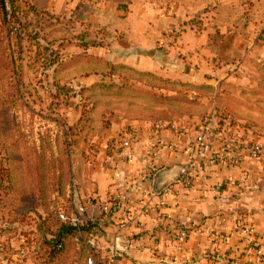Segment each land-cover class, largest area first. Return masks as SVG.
<instances>
[{"label": "rangeland", "instance_id": "obj_1", "mask_svg": "<svg viewBox=\"0 0 264 264\" xmlns=\"http://www.w3.org/2000/svg\"><path fill=\"white\" fill-rule=\"evenodd\" d=\"M14 10V29L0 12V264H86L88 234L55 259L44 239L94 200L95 166L138 121L196 131L216 117L264 138V0Z\"/></svg>", "mask_w": 264, "mask_h": 264}, {"label": "crops", "instance_id": "obj_2", "mask_svg": "<svg viewBox=\"0 0 264 264\" xmlns=\"http://www.w3.org/2000/svg\"><path fill=\"white\" fill-rule=\"evenodd\" d=\"M215 118L210 126L217 132L216 156L223 155V137L233 133L246 137L247 146L264 143L263 137L248 138L243 129ZM136 123L135 161L127 163L110 152L102 156L105 165L94 169L97 192L84 208L89 220L99 222V233L88 238L96 239L100 254L117 245L121 264H259L238 225L247 217L255 227L256 244L264 246V158L253 159L245 149L242 163L228 166L191 152L199 130L190 128L178 136L154 132L149 121ZM159 145L162 151L154 160L152 151ZM184 167L189 168L191 186L179 179ZM116 203L111 215L103 214L102 204ZM183 231L187 236L180 240Z\"/></svg>", "mask_w": 264, "mask_h": 264}, {"label": "built area", "instance_id": "obj_3", "mask_svg": "<svg viewBox=\"0 0 264 264\" xmlns=\"http://www.w3.org/2000/svg\"><path fill=\"white\" fill-rule=\"evenodd\" d=\"M225 122V125L228 127H233L232 123L229 120H222ZM153 131L156 133H161L165 131H171L178 136L183 135L187 132L188 128L184 124L179 122H168V121H155L152 123ZM219 133V132H218ZM222 133V132H220ZM217 132H213L212 127L210 126V121L206 122L201 129H199L196 134L193 142L190 143L191 152L197 156H210L212 160H216L220 163L226 164L228 166H236L243 161L244 150L248 149L251 157L253 159L259 160L264 158V143L263 142H252L250 146L246 144V138L243 135L231 134L229 136H224L223 140L226 142L223 145V155L216 156L214 153V144ZM220 135V134H219ZM136 141L135 130L127 131L124 136H119L114 139L110 148L119 154L123 160L127 163H132L136 159L134 145ZM171 151H175L174 145H167ZM162 151V147L159 145L152 151L153 159L156 160ZM179 179L191 186L193 184V179L189 177V168L184 167L180 171ZM163 191L159 192L158 195L162 196ZM111 206L101 205V210L103 214L108 215L110 212ZM125 217V216H124ZM61 218L63 220H70L75 224L79 230L81 226H84L89 221L86 216V209L84 207H79L68 218L65 214H62ZM127 222H122L120 224L121 228H125ZM242 233L247 241V247L249 249L253 248L254 253L259 260V264L263 263L264 258V246L256 244V230L254 225H252L248 218H244L240 221L239 225ZM84 234L82 231H79V237L83 238ZM187 236L186 232H181L179 238L184 240ZM87 248L89 249V255L86 258V264H121L122 255L118 246L116 245L113 249L106 255H102L99 252L98 243L94 237H87L85 239ZM224 241L227 242V237L224 238ZM23 253V251H22ZM250 254V252H247Z\"/></svg>", "mask_w": 264, "mask_h": 264}, {"label": "trees", "instance_id": "obj_4", "mask_svg": "<svg viewBox=\"0 0 264 264\" xmlns=\"http://www.w3.org/2000/svg\"><path fill=\"white\" fill-rule=\"evenodd\" d=\"M8 3H10L11 5L10 7L7 5ZM13 8H15V0H0V12L5 17L4 20L10 29H14L12 22L16 19L14 16L15 10L13 11ZM7 9H9L10 11L12 10V12L8 14ZM8 16H10V19H8ZM19 23L21 24V22ZM3 106H6V104H3ZM117 206H118L117 203L113 204L111 206V209L108 215H111ZM74 211L75 209H73L72 211H69L65 215L69 218ZM62 214H58V218L61 222L60 227L56 230L54 234H52L50 239L45 238L43 242L44 246H46L47 250H49V254L50 256H52V259H55L58 256V254L65 251L66 246L73 241V238L79 236V231H82L83 234L85 233L88 235L97 234L100 231L98 221L89 220L87 224H85L84 226H81L79 230V228L75 224H73L70 220H63L61 218ZM85 253H87L86 255L88 257L89 255L88 248H85Z\"/></svg>", "mask_w": 264, "mask_h": 264}, {"label": "water", "instance_id": "obj_5", "mask_svg": "<svg viewBox=\"0 0 264 264\" xmlns=\"http://www.w3.org/2000/svg\"><path fill=\"white\" fill-rule=\"evenodd\" d=\"M156 190H157L158 192H160V191L162 190V188H160V185H159V180H157Z\"/></svg>", "mask_w": 264, "mask_h": 264}]
</instances>
